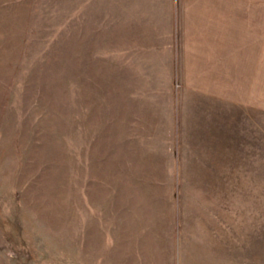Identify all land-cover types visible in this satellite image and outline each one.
<instances>
[{
    "label": "rangeland",
    "instance_id": "rangeland-1",
    "mask_svg": "<svg viewBox=\"0 0 264 264\" xmlns=\"http://www.w3.org/2000/svg\"><path fill=\"white\" fill-rule=\"evenodd\" d=\"M263 60L264 0H0V264H264Z\"/></svg>",
    "mask_w": 264,
    "mask_h": 264
},
{
    "label": "crops",
    "instance_id": "crops-1",
    "mask_svg": "<svg viewBox=\"0 0 264 264\" xmlns=\"http://www.w3.org/2000/svg\"><path fill=\"white\" fill-rule=\"evenodd\" d=\"M218 11H220V10H218V9L215 10L212 8L207 10V11L202 10V9H196L195 10L196 17H198L199 22L202 25H204V24L206 25V28L201 27L200 30H197L198 33H202V34H210V33L218 34V33H221L222 34L224 32V30H227L226 28L225 29L221 28V24H223V20H221V18L217 15ZM222 12H223V14L225 13L228 16V14L225 10ZM210 17H212V18H210ZM215 18H217V20H214ZM223 18H225L224 15H223ZM210 19H212V24L208 22ZM213 25H218V26L213 27ZM205 43L207 44V42H205ZM205 47H207V45L203 44V48H205ZM263 62H264V60H263ZM244 64H245V62H244ZM259 65H262V59H260ZM262 72H263V78H262ZM242 73H243L242 75L244 77L246 75H248V76L251 75V76H254L255 79L256 78L258 79V87L259 88L256 89V87H255V89L259 95L254 96L253 100H251L248 98L249 96H251L249 91H247L245 88H242L244 90L245 94H238V93H236V86L234 88H232L233 86H231L229 83L227 85V88H228V92L226 93L227 97L235 104L237 103V98H238V100H239L238 102L240 104H243V103L244 104L245 103L252 104V102H253L255 104V107L258 106L259 108H262V107L264 108V96L262 95V92H261L264 90V70L262 71V67L260 66L259 69L256 70V72H254V75H253V72L251 69L248 71V68L247 69L245 68L242 71ZM229 75H234V74H233V72H231V73H229ZM262 79H263V86H262ZM230 86H231V89H230ZM245 99H246V101H245Z\"/></svg>",
    "mask_w": 264,
    "mask_h": 264
}]
</instances>
